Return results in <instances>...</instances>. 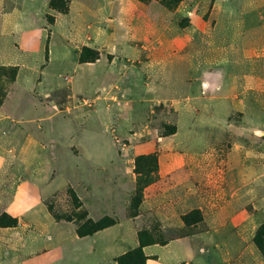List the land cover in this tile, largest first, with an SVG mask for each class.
<instances>
[{
	"label": "rangeland",
	"instance_id": "obj_1",
	"mask_svg": "<svg viewBox=\"0 0 264 264\" xmlns=\"http://www.w3.org/2000/svg\"><path fill=\"white\" fill-rule=\"evenodd\" d=\"M16 1L9 0L6 6L0 0V11H8ZM134 2L146 6L144 36L140 37V42L130 41V45L144 52L138 59L130 55L129 59L122 58L119 55L121 43H117V47L110 46L108 53L85 39L75 50L80 55V65L72 64V58L63 59L61 64L62 35L70 36L71 31L80 28L82 19L86 20L85 12L79 15L75 11L62 17L55 28L60 41L57 40L55 51L58 57L48 66L50 40L48 59L45 56L38 70L34 59L20 72L18 67L0 66V163L13 164L12 171L8 167L0 168V186L3 184L2 190L8 191L9 196L16 187V175L30 185L35 184L48 198L47 210L50 207L63 221L70 218L73 223L77 219L94 222L108 217L126 228L130 221L135 222L138 234L143 232L156 243L181 237L183 229H175L174 235H169L166 229L196 226L203 221L204 213L194 209L177 219L167 205L144 214L142 205L155 195L153 185L159 177L152 171L143 177L138 175L143 168L135 169V160L155 152L159 158L158 137L175 133L181 114L186 113L187 101L181 99L193 90L198 93L203 79L214 83L223 81L225 95L235 86H251L254 90L240 97L244 113L239 114H246L241 122L235 112L241 110L237 104L209 101L205 106L201 101L202 106H198L201 115L193 134L188 135L183 128L173 143L175 152L197 157L219 145V155L213 160L229 164L227 178L239 185L240 192L236 203L223 198L215 210H237L244 217L243 211H249L244 205L253 208L251 220H244L243 237L250 243V250L231 264H258L257 259L262 261L263 253L255 243L261 255L251 241L250 232L254 224L257 232L264 226V160H256L254 153L256 147L259 153L264 152V0ZM23 3L24 0H18L17 6ZM50 7L62 14H69L72 8L69 0H50ZM198 18L205 23L203 29L192 23ZM46 21L52 32L55 18L48 15ZM127 27L136 30L132 32L136 39L137 27H132L131 22H125L124 38H129ZM10 38L0 39V65L22 61L8 57V53L6 58L4 50L10 51L12 46L8 42H14V38ZM209 69L214 71L209 73ZM105 78L110 82H105ZM172 98L178 101L169 100ZM229 116H232L231 121L225 119ZM22 148L25 152L20 154ZM142 166L152 170L147 162ZM140 181L146 185L140 186ZM30 185L17 197L21 207L35 204L31 199L35 188ZM140 187L142 196L137 194ZM73 194L79 199L80 208L74 206ZM0 198H5L1 191ZM8 204L1 206L5 208ZM34 210L42 215V208L37 204ZM142 214L145 219L139 218ZM14 220L18 222L3 211L0 228L15 227ZM114 234L112 231L111 237L115 240L130 241L131 235L114 237ZM224 236L227 235H216ZM32 237L31 233L27 236L18 257L28 254L32 246L37 245L38 251L45 248V240L36 236L33 243ZM93 244L87 239L77 242L70 252L75 248L85 253L75 255L76 261L66 258V262L94 264L101 253H91ZM100 245L96 246L99 250ZM120 245L114 243L115 255L121 253ZM235 248L230 249L233 257L240 251L239 245ZM6 250V247L0 248V258L9 257ZM251 251L255 254L251 255ZM176 253H180V249ZM15 257L8 260L9 264H16Z\"/></svg>",
	"mask_w": 264,
	"mask_h": 264
},
{
	"label": "crops",
	"instance_id": "obj_2",
	"mask_svg": "<svg viewBox=\"0 0 264 264\" xmlns=\"http://www.w3.org/2000/svg\"><path fill=\"white\" fill-rule=\"evenodd\" d=\"M7 1L9 0H3L4 4ZM17 1L13 3L14 6L8 11H0V39L5 41L11 39L10 37L14 38V42H8L12 49L10 51L4 50V54L6 58L14 56L15 60L22 61L3 63L0 66L18 67L20 72L23 69H27L28 64L34 59L37 60L36 70H38L45 62V49L50 35L48 66L54 58L58 57L55 55V51L58 48L59 37L55 28L62 17H66V15H70L75 11L79 15L85 12L86 15L84 17L86 20L82 19L83 22L82 24L80 23V28L71 31L70 36L62 35V39H60L62 42V44L60 43L61 50H63V56H60L61 64H63V59L72 58L74 60L72 64L80 65V55L75 50L78 48V44L85 41V39H89L93 47L98 50L105 49L108 53H110V46L115 47L116 45L117 47V43H121L119 45V55L124 59H129L130 57L138 59L144 55L140 48L130 45L131 40H134V42L141 41L140 37L144 36L143 32H145L147 26L144 12L146 6L135 3V0H69L72 6L69 14H62L51 9L50 0H24L21 6H17ZM5 5L7 6V4ZM193 14H191V17ZM48 15L55 18L52 32L47 28L46 20ZM125 22H131L132 27L136 25V39L132 37V32H136V30L132 31L130 27H127L126 31L129 34V38H124ZM192 23L199 29L205 27V23L201 19H193ZM123 42L129 43H126V45ZM7 53L9 54L8 57ZM129 55L130 57H127ZM116 58H119V56ZM126 68L128 70L127 65ZM213 71L214 69H209V73ZM106 75H109V73L106 72ZM105 80H107L105 81L107 83L110 82L109 78H105ZM253 90L254 87L252 88L251 86L247 88L235 86L229 94L225 95L223 93V81L214 83L210 79H203L201 81V90L198 93L193 90L190 95L181 99L187 101V106H185L186 113L181 114L175 133L158 137L160 146L159 178L153 185L156 190L155 195L144 201L142 209L145 214L147 210L155 209L156 207L161 209L163 206L168 205L174 212L173 215L177 216V219H182V216L189 211L200 209L204 213V217L203 221L196 226H176V228L172 226L167 229L164 226L163 229H166L169 235L177 233L174 231L175 229H183L185 231L184 235L171 237L161 244L146 246L144 253L149 258L147 264H221L222 262L231 264L240 259L247 250H250V243L243 236L246 233V221L244 220L246 218L251 220L252 214L250 211L253 212L251 205H244L245 209H249V211H243L244 217L237 210L230 212H222L220 209V211L215 210L218 209L219 206L217 204L223 198L226 199L228 197V202L236 203L240 192L239 185L237 186L235 182L231 183L227 178L229 164L213 160L216 155H219L220 151L217 149L219 145L213 146L197 157L196 154L189 155L188 153L175 152L173 142L180 136L183 128L187 130L188 135L193 134L192 132L196 129L195 126L199 122L198 117L201 115V109L198 108L201 101L205 102V106H208L207 102L209 101H231L233 104H237L241 110L235 112L242 118H239L241 122L246 117V114H239L244 113L242 109L244 105L240 97L243 93ZM169 100L178 101V99L173 98ZM188 102L190 103L189 105ZM232 116L225 119L231 121ZM218 121L223 122L221 120ZM255 133H258L257 129H255ZM24 152L25 148H22L20 154ZM254 153L257 157L256 160H264V152L259 153L257 147L254 149ZM259 155L260 157H258ZM12 165L7 166L0 163V168L8 167L12 171ZM16 179V187L11 189L9 196H7L8 191L2 190L3 184L0 186L1 195L5 196L4 200L0 198V214L4 211L12 218L18 220V225L15 227L0 228V248L6 247V251L9 254L8 258H0V264H9L8 260L13 256H16L14 259L16 264H28V262L30 264H69L66 262V258L76 261L75 255L85 253L78 252L75 248L71 253L69 249L77 242L86 239L94 242L93 249L90 247L92 254L101 253L94 264H117L119 257L139 246L137 226L132 221H130L128 228L121 223H117L115 226L94 235L83 238L78 237L76 225L73 222H57L54 220L45 206V201L48 198L43 195L41 190L37 189L38 187L35 184L30 185L24 179L21 180V177L18 179L17 175ZM249 183L251 184L252 182L250 181ZM29 185L35 188L31 192V199L33 204H35L27 208L23 205L21 207L17 202V197L22 195L25 187L27 188ZM245 185L247 186L248 183H245ZM249 194H252V192H249ZM7 202L9 204L3 208L5 205L1 206V204ZM36 204L42 208V215L35 212ZM144 214L140 215L139 218L145 219L146 216ZM112 231H115L114 237L116 234L118 236L119 234H124L127 237L131 235L130 241L127 239L121 240V242L115 240V238L111 237ZM30 233L33 235V243L36 236L45 240V248L38 251L36 249L37 245L32 246L33 249L20 258L18 255L22 252L24 242ZM250 233L253 234L251 241L259 251L254 242L257 233L255 224L251 228ZM218 234L227 236L219 238L216 237ZM114 243H119V245L122 243L120 248L123 249L117 255L114 254ZM242 243H245L244 247ZM97 244H101L100 250L96 247ZM236 245H239L240 251L233 257L230 249H236ZM177 249H180V253H176ZM254 254L251 251V255ZM262 258V261L257 259L258 264L264 263L263 255Z\"/></svg>",
	"mask_w": 264,
	"mask_h": 264
},
{
	"label": "trees",
	"instance_id": "obj_3",
	"mask_svg": "<svg viewBox=\"0 0 264 264\" xmlns=\"http://www.w3.org/2000/svg\"><path fill=\"white\" fill-rule=\"evenodd\" d=\"M139 1L140 2H149V1H157V0H139ZM49 40H50V35H49V39H48L47 46H46V59H48ZM145 162L152 165V170H149L148 168H144L142 166V164H144ZM138 168H139V170H142V168H143V170L141 172L137 173L141 177H143L145 173L151 172V171L158 174V171H159L158 152H155V153L147 155V156L143 155V156L138 157L135 160V169L138 170ZM139 183H140V186L142 184L146 185V182L144 183V181H140ZM142 192H143L142 188L140 187L137 191L138 196H142ZM72 200L74 202V206L77 208H80V206H81L80 201L75 194L72 195ZM49 212L55 221H57V222L63 221V219H61L60 217H58L54 214V212L52 211V209L50 207H49ZM64 221L65 222H73L72 219H70V218H66V219H64ZM74 222L76 223V224L74 223L76 225V233H77L78 237H80V238L94 235L98 232L104 231V230H106L110 227H113L117 224L115 220L108 218V217L103 218L100 221H94V222H89V221L83 222L79 219L74 220ZM14 223L17 226L18 222L16 220H14ZM260 229L261 230H259L256 233L254 241H256L255 243L257 244V246L259 247V249L261 250V252L264 255V226ZM262 238H263V240H262ZM138 239H139V246L133 250L128 251L123 256L119 257L117 259V264H147V261L149 260V258L145 255L144 248L146 246L161 244V243H156V242L152 241L143 232H140L138 234Z\"/></svg>",
	"mask_w": 264,
	"mask_h": 264
}]
</instances>
